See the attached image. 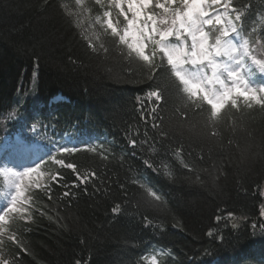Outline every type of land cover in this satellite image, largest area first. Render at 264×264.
<instances>
[{
	"label": "trees",
	"instance_id": "1",
	"mask_svg": "<svg viewBox=\"0 0 264 264\" xmlns=\"http://www.w3.org/2000/svg\"><path fill=\"white\" fill-rule=\"evenodd\" d=\"M245 4L247 31L264 34V0H233ZM97 9L94 0H0V143L43 142L50 154L41 183L52 194L32 189L31 219L9 220L30 253L20 255L0 230V255L21 264H148L153 253L157 264H259L264 109L239 99L210 119V106L178 90L170 72L149 76L104 33ZM158 85L162 101L151 95ZM56 95L69 104L48 117L29 114ZM64 137L96 151H56ZM132 138L147 142L134 149ZM52 154L74 163L86 182ZM145 159L156 164L148 168ZM57 173L58 184L48 179ZM147 187L162 201L146 204Z\"/></svg>",
	"mask_w": 264,
	"mask_h": 264
},
{
	"label": "snow or ice",
	"instance_id": "2",
	"mask_svg": "<svg viewBox=\"0 0 264 264\" xmlns=\"http://www.w3.org/2000/svg\"><path fill=\"white\" fill-rule=\"evenodd\" d=\"M76 3L80 5L82 0H76ZM94 5L101 12L94 22L104 33L125 46L128 55L141 62L149 76L160 71L170 72L178 90L182 89L190 100H202L210 106V119H218L221 110L229 104L233 109L237 108L241 98L249 109L254 105L264 109V84L257 85L249 78L256 73L264 78V56L258 55L264 51V34L254 35L255 28L252 32L247 31V4L238 8L233 6V0H94ZM89 47L95 48L91 43ZM161 87L158 85V90L151 93L157 101L163 100ZM2 115L4 113H0ZM23 141L19 147L29 150L30 138L24 137ZM146 142L130 139L134 149L143 148ZM89 150L96 151L95 148ZM56 151L71 155L78 149L61 146ZM49 159L77 173L74 163H66L53 154ZM6 163L0 160V172L13 177L11 185L14 194L8 206L0 212V230L8 233L9 240L20 255L29 254L30 249L16 230L9 231V220L21 214L24 219H31L32 189L43 190L51 200V187L41 183L40 178L45 174L39 169L43 162L23 171H15ZM143 163L153 168L156 161L145 159ZM156 171H159L158 167ZM77 178L80 183L87 180L86 176L81 178L78 173ZM48 179L58 184L63 177L57 173L49 175ZM76 186L73 182L72 187ZM63 195L67 197L71 193L65 191ZM141 195L149 205L162 201V196L151 187H147ZM220 219L217 217V220ZM145 220L150 226L151 221L147 217ZM259 227L264 230V224ZM21 261L18 256H13L10 261L0 255V264H21Z\"/></svg>",
	"mask_w": 264,
	"mask_h": 264
},
{
	"label": "rangeland",
	"instance_id": "3",
	"mask_svg": "<svg viewBox=\"0 0 264 264\" xmlns=\"http://www.w3.org/2000/svg\"><path fill=\"white\" fill-rule=\"evenodd\" d=\"M0 160L6 161V166L12 167L15 171H23L29 168V165H27V163L34 164L36 158L33 157L31 152H29L28 154L26 150L18 149L14 151L12 149H4L0 152ZM16 164H19L20 167L17 168L15 166ZM0 175L6 178L5 190L3 191L4 200H2V205L0 207V212H2L10 203L11 197L14 194V189L11 185V180L13 179V177L5 176L2 172H0ZM1 238L4 239V237L0 234V239Z\"/></svg>",
	"mask_w": 264,
	"mask_h": 264
}]
</instances>
